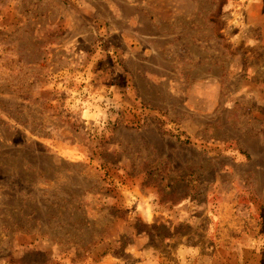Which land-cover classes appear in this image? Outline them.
I'll use <instances>...</instances> for the list:
<instances>
[{"label":"rangeland","instance_id":"obj_1","mask_svg":"<svg viewBox=\"0 0 264 264\" xmlns=\"http://www.w3.org/2000/svg\"><path fill=\"white\" fill-rule=\"evenodd\" d=\"M0 264H264V0H0Z\"/></svg>","mask_w":264,"mask_h":264},{"label":"trees","instance_id":"obj_2","mask_svg":"<svg viewBox=\"0 0 264 264\" xmlns=\"http://www.w3.org/2000/svg\"><path fill=\"white\" fill-rule=\"evenodd\" d=\"M182 134H184V133H183V132H179L178 134H176V137H177L178 139H180V135H182ZM183 141H184V142H188V138H185Z\"/></svg>","mask_w":264,"mask_h":264}]
</instances>
